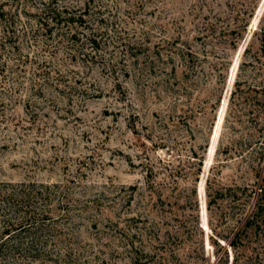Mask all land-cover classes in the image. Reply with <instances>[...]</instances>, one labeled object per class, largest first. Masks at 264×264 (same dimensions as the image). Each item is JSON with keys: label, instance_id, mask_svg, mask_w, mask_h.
<instances>
[{"label": "rangeland", "instance_id": "obj_1", "mask_svg": "<svg viewBox=\"0 0 264 264\" xmlns=\"http://www.w3.org/2000/svg\"><path fill=\"white\" fill-rule=\"evenodd\" d=\"M40 1L0 0V196L41 220L4 263L264 264V0H55L95 50Z\"/></svg>", "mask_w": 264, "mask_h": 264}, {"label": "trees", "instance_id": "obj_2", "mask_svg": "<svg viewBox=\"0 0 264 264\" xmlns=\"http://www.w3.org/2000/svg\"><path fill=\"white\" fill-rule=\"evenodd\" d=\"M38 10L37 21L39 29L44 32L42 34L47 37H56V41L65 43L66 47H69L67 45L69 44L71 47L75 46L82 50L86 41L92 50L98 48L97 36L100 33H97L94 25H91L85 41L80 39L84 33L82 30L88 23L86 16L90 10L89 7L87 9L85 7L75 8L65 4L59 5L55 0H47L40 1ZM2 15L0 13V17ZM70 54L74 55V53ZM88 56L91 55L88 54ZM24 202L22 195L3 194L0 196V215L5 224L0 235V255L11 251L17 252L20 249L28 256L35 257L38 253L34 236L40 229L41 220L38 211L27 209L26 203L24 208ZM3 260L0 257V264H5Z\"/></svg>", "mask_w": 264, "mask_h": 264}]
</instances>
